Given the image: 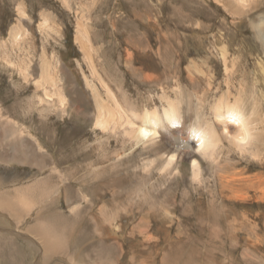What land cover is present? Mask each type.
<instances>
[{
  "label": "rangeland",
  "instance_id": "rangeland-1",
  "mask_svg": "<svg viewBox=\"0 0 264 264\" xmlns=\"http://www.w3.org/2000/svg\"><path fill=\"white\" fill-rule=\"evenodd\" d=\"M263 70L264 0H0V264H264V147L169 163ZM107 91L131 116L183 92L181 122L136 145Z\"/></svg>",
  "mask_w": 264,
  "mask_h": 264
},
{
  "label": "bare ground",
  "instance_id": "bare-ground-1",
  "mask_svg": "<svg viewBox=\"0 0 264 264\" xmlns=\"http://www.w3.org/2000/svg\"><path fill=\"white\" fill-rule=\"evenodd\" d=\"M236 5L240 6L242 5V3ZM261 27L259 28L261 29ZM79 37L81 44L88 43V39H87L88 36L85 32L79 33ZM225 67L226 70H228L227 74L229 75V76L227 75L228 81H226V83L227 85L228 84L231 85L234 82L230 80V77H232L234 71H236L237 68L235 64L228 62L225 64ZM43 69L44 72L41 78H42V82H44L45 84L51 81V72L49 71V66H44ZM247 77L243 76L242 79H240L239 86L235 88L236 94H234V90L231 88V86H229L226 89V92H224L218 99H216L214 104L211 106V110L213 112L214 118L216 119L217 122L224 124L225 129H222V131H220V129L218 130V128H216V126L212 124L210 120L209 121L206 120V128L204 127L195 130L193 132L192 134L193 143L187 144L185 146L179 145L177 147L174 146L171 147L173 150V152L171 153H173L174 155L171 156L170 158L168 157L170 164H173L178 158L180 160H184V159L192 160L193 166H197L198 162L195 159V155L197 153L195 149H197V152H204L212 148L214 149L218 145L220 138L231 139L232 143H234L237 146L246 147L247 145L248 146L250 145L252 146V148L253 146H255L253 148L255 150L254 156H259L261 148L264 147V128L263 129L259 128L260 126H262L264 120V109H263L264 103L258 98L257 95L256 88L259 87L258 84H254L250 82V80ZM182 93L179 92L175 100H172L170 99L169 96L165 95L164 98H166L165 101L168 105V107H166L168 108L167 110L164 109L159 113L155 111H149L148 109H146L142 113L138 112L131 116V114L129 115V113H126L124 111V107H122L120 102H117L115 96L110 91H107V95L111 97V99L115 104V108L113 110H115L116 113L114 115H110L108 112L109 104L107 102L102 103L101 102L102 98L97 99L98 98L97 97L96 99L99 101L98 104L100 110L97 117L98 120L97 123L101 128H104L109 123L108 120L109 117L113 119V118H117L118 115L120 121H124L125 119L123 115H127L130 119L129 121L131 122L130 124L132 126L131 130L133 131L132 136L134 138L133 140L136 142V145L143 144L147 146V144L150 143L153 146H155L159 143L157 139H158V135L160 134V130L162 129L161 125L165 123H169L172 126H176L178 123L181 122L180 108L186 98V95L184 96L183 95L184 93L183 94ZM57 96H59V94ZM59 98L60 101L64 100L63 96ZM187 99L188 102L192 104L191 99L188 97ZM201 122L199 123V125L201 124ZM140 123L141 125L138 128V125ZM231 124L232 125L234 124L237 127H233V129L231 128L229 131L228 127ZM179 141L185 142L183 139ZM146 166H148V164ZM197 175L199 174L197 173ZM228 177L230 179V176Z\"/></svg>",
  "mask_w": 264,
  "mask_h": 264
}]
</instances>
